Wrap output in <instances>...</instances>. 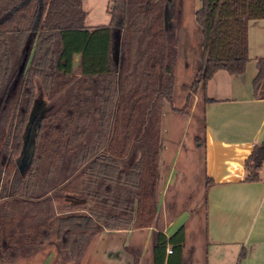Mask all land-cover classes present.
Here are the masks:
<instances>
[{
	"label": "trees",
	"instance_id": "16d2710c",
	"mask_svg": "<svg viewBox=\"0 0 264 264\" xmlns=\"http://www.w3.org/2000/svg\"><path fill=\"white\" fill-rule=\"evenodd\" d=\"M84 1L0 0V124L3 112L10 113L4 152L11 162L23 149L38 85L50 101L61 94L38 122L26 174L11 179L9 171L0 174V199H39L46 190L85 201L59 206L57 238L68 243L71 253L107 230L156 225L162 112L173 97L166 14L169 6L173 16L175 0H137L134 7L133 0H114L110 23L94 27L86 25ZM201 2L195 17L203 54L191 90L201 87L205 93L219 70L245 72L248 22L264 18V0ZM119 37L125 55L117 62ZM77 56L80 68L75 69ZM257 68L254 94L264 98V57ZM134 148L140 155L129 164ZM263 166L264 141L246 161L245 181L260 180ZM68 205L77 210L65 211ZM13 220L9 209L0 210V246L16 253L24 242L12 231ZM181 230L168 236L153 229L159 264ZM39 239L38 232L25 242L34 246ZM182 245L183 239L177 240L172 253Z\"/></svg>",
	"mask_w": 264,
	"mask_h": 264
},
{
	"label": "rangeland",
	"instance_id": "374dc122",
	"mask_svg": "<svg viewBox=\"0 0 264 264\" xmlns=\"http://www.w3.org/2000/svg\"><path fill=\"white\" fill-rule=\"evenodd\" d=\"M113 1L85 0L83 7L86 12V25L89 27L108 25L110 23L108 9ZM135 1L137 0L132 1L133 7L137 6ZM175 2L178 7L175 14L173 13V16L172 12L171 15L169 14V9L171 11L169 6L166 14V25H168L171 37L173 97L172 102L164 103L163 127L168 126L170 115L172 129L169 141V147L172 145L171 155L168 156L170 160L169 163L164 164V169H168L173 160L174 162L164 201L167 202L168 214L170 212L172 215L173 212L184 208L191 212V217L181 225L182 230L178 232L174 243H170L166 250L175 248L176 241L183 239L181 249L167 254L164 264H213L211 260L213 247L209 242L207 228V185L202 111L204 91L201 87L197 91L191 90L202 61V30L196 22L195 13H192V9H195V0H175ZM129 15L128 8L127 16L129 17ZM116 45L119 61L120 56L125 55L121 50L122 37H119ZM30 49H32L31 45ZM59 96H54V99L50 101L41 86L38 85L37 99L24 134V146L14 162H11L4 152L10 113L3 112L0 124V174L2 176L7 171L10 172V179L20 174H26L35 147L34 136L38 129V122L48 114ZM189 96L191 98L188 99ZM181 110H184V113ZM196 139L199 141V146H197ZM139 155L137 148L132 149L126 160L127 163L132 164ZM166 156L164 153L165 162ZM1 187L2 182L0 191ZM46 194L47 191L43 190L41 192L43 197L39 199L37 196L28 199L8 196L5 199H0V210L2 212L5 209L10 210L14 217L12 231L24 242L19 247V251L16 250V253L9 252L10 249H6L5 244L0 246V264H106L91 258L97 248L96 235L83 241L75 253H71L66 241L57 238L58 223L56 218L59 216L58 210H62L59 208L60 204L62 202L80 204L85 201L73 197L69 193L58 196V191H50ZM4 201L7 204L3 203ZM76 208L68 205L65 211H76ZM38 232L40 235V239L37 240L39 244L32 246L25 242L26 236L33 238ZM146 239L145 232L142 231L132 232L128 239V247L138 256L136 264H159L161 258L155 259L152 244H150L147 254L144 253L140 257Z\"/></svg>",
	"mask_w": 264,
	"mask_h": 264
},
{
	"label": "crops",
	"instance_id": "0c3cea01",
	"mask_svg": "<svg viewBox=\"0 0 264 264\" xmlns=\"http://www.w3.org/2000/svg\"><path fill=\"white\" fill-rule=\"evenodd\" d=\"M173 4L175 14L178 7L176 2ZM194 4L193 14L201 8L202 2L195 0ZM115 50L113 57L118 62L117 45ZM248 57L244 73L232 75L219 70L208 81L203 94L207 228L213 247V264H264V166L260 180L245 181L246 161L264 141V98H257L253 87L258 75V59L264 57V18L248 22ZM79 60L77 56L75 69L80 68ZM163 112L157 223L143 228L107 230L96 235L97 248L91 256L95 260L106 264H136L138 256L127 243L132 232H145L147 239L141 249L142 257L149 250L154 228L171 236L191 217V212L184 208L172 215L166 209L164 199L174 160L170 169H164V164L170 160L172 129L170 115L168 126L163 127ZM242 252L244 257L240 259ZM167 254L172 252L166 250L165 258Z\"/></svg>",
	"mask_w": 264,
	"mask_h": 264
},
{
	"label": "built area",
	"instance_id": "2783aa9c",
	"mask_svg": "<svg viewBox=\"0 0 264 264\" xmlns=\"http://www.w3.org/2000/svg\"><path fill=\"white\" fill-rule=\"evenodd\" d=\"M168 251H169V252H172V249H169Z\"/></svg>",
	"mask_w": 264,
	"mask_h": 264
}]
</instances>
